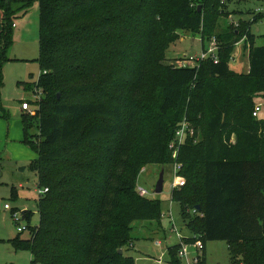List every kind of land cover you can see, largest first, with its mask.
Wrapping results in <instances>:
<instances>
[{
  "label": "trees",
  "instance_id": "obj_1",
  "mask_svg": "<svg viewBox=\"0 0 264 264\" xmlns=\"http://www.w3.org/2000/svg\"><path fill=\"white\" fill-rule=\"evenodd\" d=\"M37 1L42 73L23 85L40 97L31 102L36 114L22 117L23 142L38 153L31 168L47 191L39 225L26 226L30 239L14 246L30 251L31 264H134V223L160 220V202L138 193L139 176L148 165L172 166L169 146L186 118L196 137L179 149L185 181L172 191L192 234L183 242L202 241L199 264L209 242L264 264V119L253 116L264 98V47H252L246 74L230 68L240 39L226 49L227 35L216 38L218 63L164 65L179 32L199 34L205 47L219 7L203 14L208 0ZM32 5L0 0V87L14 19ZM245 244L258 246L255 262ZM180 250L168 247L172 264H182Z\"/></svg>",
  "mask_w": 264,
  "mask_h": 264
},
{
  "label": "rangeland",
  "instance_id": "obj_2",
  "mask_svg": "<svg viewBox=\"0 0 264 264\" xmlns=\"http://www.w3.org/2000/svg\"><path fill=\"white\" fill-rule=\"evenodd\" d=\"M208 4L199 5L201 13H212L218 7L220 10L215 33L211 40H205V47H210L213 38L227 35L232 36V40L221 43L229 49L228 42L234 43V40L240 39L239 42L232 44L234 45L232 57L235 62L231 61L229 65L233 71L246 74L252 47H264V0H223L219 3L208 0ZM14 22L16 28L13 31V44L6 53L8 60L2 68L0 87V116H7L3 117L6 122L5 132L1 131L0 134V146L5 150L4 154L0 155V264H31L30 251L17 249L12 240L17 237L22 240L30 239V230L23 231L22 228L36 227L40 222L39 175L31 168V163L38 157V153L32 146L23 142L22 123V100L32 102L40 97L36 90L35 93L27 91L23 85L37 83L42 73L38 61L40 56L38 1L33 0L29 11L19 14ZM248 33L252 35L249 42L246 41ZM179 35V40L170 44L164 65L181 66L186 63V59H195L203 54L199 34L179 32ZM154 86L155 83L150 81L148 85L150 93H153ZM256 101L262 106L260 119H264V98ZM32 133H37V130L33 129ZM7 138L11 141L8 150ZM144 169L139 176L138 186L148 191V199L160 202V220L134 223L133 246L129 254L133 256L134 264H172L168 247L179 244L181 238L190 237L192 234L185 226L181 205L172 202L171 186L174 182L172 167L163 168L157 164L145 166ZM162 169L165 170L164 189L157 195L154 191ZM20 185L23 187L20 188ZM6 205L10 206V210L5 209ZM26 211L33 214L30 222L22 217V213ZM170 211L171 219L166 217ZM158 242L162 245L157 246ZM206 246L207 264H245L250 261L243 258L246 261L243 263L240 260L242 257L235 260L227 242H209ZM257 249L256 244H245L240 250L251 254L255 262ZM182 264H186V261L183 260Z\"/></svg>",
  "mask_w": 264,
  "mask_h": 264
},
{
  "label": "built area",
  "instance_id": "obj_3",
  "mask_svg": "<svg viewBox=\"0 0 264 264\" xmlns=\"http://www.w3.org/2000/svg\"><path fill=\"white\" fill-rule=\"evenodd\" d=\"M13 27L14 28L16 27L15 23H14ZM208 59H212L215 63H218V60H219V58H218V45H217V41L215 38L212 39L210 47H206L203 49V54L200 57L195 58V59H186V63L182 64L181 67H196L197 65H199L200 62L206 61ZM231 61L235 62L234 57H232ZM22 111L27 112L31 115H35L36 114V107L31 105V102L23 100L22 101ZM261 112H262V106L257 104L255 109H254L253 116L255 118H260ZM195 137H196L195 128L185 118L180 123V125H179V127L175 133L174 139L169 146V149L172 151L173 159H174V162L171 166L172 167V175H174V182L171 186L172 191L174 189H178L182 185H184V181H185L184 178L180 175V173L183 169V166H182V164L177 162L179 149L189 139H193ZM142 171H145V169H143ZM46 191H47V189H45L43 191L40 189L39 195H43ZM138 193L141 197L148 198L149 193L144 188H140L138 186ZM5 209L10 210V206L6 205ZM171 210H172V207H171ZM166 217L171 219L172 218V212L170 211V213ZM22 230L26 231L27 227H23ZM183 239L184 238L180 239L181 240L180 241L181 250L179 251L180 259L182 260V262H183V260L186 261V264H199L202 260V257L204 256V245H203L202 241L198 240V241H196L195 244L189 245V244H186L185 242H183ZM161 245H162L161 242L157 243V246H161ZM191 248L194 250L190 251ZM191 254H193L192 257H191Z\"/></svg>",
  "mask_w": 264,
  "mask_h": 264
},
{
  "label": "crops",
  "instance_id": "obj_4",
  "mask_svg": "<svg viewBox=\"0 0 264 264\" xmlns=\"http://www.w3.org/2000/svg\"><path fill=\"white\" fill-rule=\"evenodd\" d=\"M28 12V11H27ZM27 12H25V13H27ZM21 14V13H20ZM19 15V14H18ZM18 17V16H17ZM16 24V23H15ZM16 28V27H15ZM15 28H14V31H15ZM17 31V30H16ZM1 32H2V11H1V9H0V35H1ZM203 45V44H202ZM207 47V46H206ZM206 47H203V49L204 48H206ZM249 71V67H248V69H247V72ZM23 101V100H22ZM23 113H22V117H23V115L24 114H26L27 112H24V111H22ZM3 117H5V118H7V116L6 115H4V116H0V134H1V131H4L5 132V127H6V122H5V119H3ZM23 123V122H22ZM23 131H24V128H23ZM7 145H6V150H8V148H9V145H10V142L11 141H8V138H7ZM4 152H5V150H3V148H1V146H0V155L2 156L3 154H4ZM12 162L14 161V160H12V159H10ZM16 163H18L17 161H15ZM20 188H22L23 187V185H20L19 186ZM172 207V206H171ZM181 241V240H180ZM205 253H206V255H207V246H206V248H205ZM206 264H207V258H206Z\"/></svg>",
  "mask_w": 264,
  "mask_h": 264
},
{
  "label": "water",
  "instance_id": "obj_5",
  "mask_svg": "<svg viewBox=\"0 0 264 264\" xmlns=\"http://www.w3.org/2000/svg\"><path fill=\"white\" fill-rule=\"evenodd\" d=\"M199 11H200V7H199ZM61 97V94L59 93L58 94V98H60ZM164 176H165V170L164 169H162V171H161V173H160V175H159V180H158V182H157V184H156V187H155V191H154V193L155 194H161L162 192H163V189H164ZM196 209L197 210H200L201 208L199 207V206H197L196 207ZM22 216H23V219H24V217H25V212H23L22 213ZM120 254H122V251H120L119 252Z\"/></svg>",
  "mask_w": 264,
  "mask_h": 264
}]
</instances>
